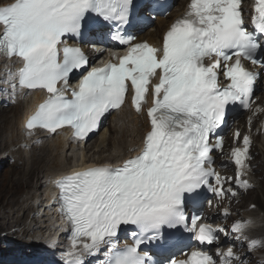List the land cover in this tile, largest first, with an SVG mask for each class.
I'll use <instances>...</instances> for the list:
<instances>
[{"label": "snow or ice", "instance_id": "obj_1", "mask_svg": "<svg viewBox=\"0 0 264 264\" xmlns=\"http://www.w3.org/2000/svg\"><path fill=\"white\" fill-rule=\"evenodd\" d=\"M245 2L190 0L159 47L126 34L134 0H14L0 6V57L21 64L8 74L11 88L47 93L25 124L28 135L70 128L75 140L84 141L128 97L150 126L142 150L123 166H93L55 181L71 239L63 264H86L87 257L97 258L95 264H153L142 245L161 241L166 228H182L202 246L218 242L221 233L229 235L200 223L202 212L189 217L187 208H199L205 192L218 202L238 195L225 187L230 178L216 170L214 157L224 147L220 132L227 117L237 107L251 109L256 82L264 75V0H254L250 21ZM93 19L109 26L111 41L126 46L103 67L93 64L107 49L97 47L89 56L76 46ZM235 138L240 140L239 132ZM250 144L245 136L243 147L231 152L239 188L250 187L239 179L247 170ZM245 227L237 222L231 232L246 238ZM121 233L130 234L131 243L121 246ZM259 243L251 240L249 251ZM217 255L193 246L183 252L186 258L166 264L240 261L231 247Z\"/></svg>", "mask_w": 264, "mask_h": 264}, {"label": "bare ground", "instance_id": "obj_2", "mask_svg": "<svg viewBox=\"0 0 264 264\" xmlns=\"http://www.w3.org/2000/svg\"><path fill=\"white\" fill-rule=\"evenodd\" d=\"M186 2L187 0H182L181 5L184 6ZM165 24H167V18L164 19L159 18L156 21L155 25L153 26L156 29V32L150 33L149 31L145 33L143 36H141L138 39V41L146 39L151 43L156 42L157 38L160 37L159 32L157 30H159ZM157 43H159V41H157ZM20 113H21V108L19 110H15L10 115L0 114V119L4 120V125L2 126L3 135L0 136V151H2L0 155V164L7 162L8 158L10 157L17 158L19 156L17 162L21 161L22 158L21 152L12 150V147L15 148L18 146V141L21 137L20 129H19V122L21 119ZM120 113H121L120 116H115V115L113 116V118H115L116 120V123H118V121H121V123L118 124L120 125V127L117 128L118 126L117 124H115L114 126H110L112 129L105 130V132H103L101 135V140H99L100 144L105 145L109 137L115 138L119 134L123 135L122 140L119 143L116 142V144L112 146V148L115 150V154L106 155L102 158L99 157L97 158V160L95 157L92 160L90 158V160L88 161L86 160L88 156L86 154L85 156L83 155V160L80 162L81 165H84L85 163L91 161L92 162L116 161L123 153H125L123 155L125 156L126 152L134 144H137L141 140L144 133L148 130V125L145 115H143L142 118H139L134 114H132L130 111H122ZM98 147L100 146L97 145L95 149H97ZM66 149H68V144L65 142V140L63 138L56 137L47 144L43 145L42 148H36L32 150V152H30L29 155L30 154L33 155H31L29 159L24 160V164H22L23 167L17 163L16 169L12 167V171H11L12 173H10L8 176H0V190L1 187L3 188L2 191H0V200L4 198L5 195H11L12 197L17 196L18 194H20L21 188H22L21 190H24L25 188L30 187L34 175L38 176L36 179L37 180L36 185L32 187V189L28 190L25 194L18 197V199L15 198L9 199V201L6 204V207L0 208V228H5L6 232L8 233V237H11L13 235H19L21 237H24L23 239L28 238L30 243L29 242L27 243L32 244L29 248L27 247L28 249L33 248L34 246L33 242L36 240V237H38L39 235L38 232L34 231V228L37 225V223H35L34 219L30 217V214L36 211L37 208L38 202H37L36 194L43 186V182L41 180L43 176L40 177L39 173L36 172L41 171L44 165L48 161H51L52 158H54L57 162L58 161L61 162V158H63L64 156L65 159H67ZM259 151L261 153V157H264V143L260 144ZM64 153L65 155L63 156ZM105 153H107V151L99 152V154H101L102 156ZM95 155H97V153H95ZM19 168L21 170H23V168H26V171L24 173H15L16 171H19ZM64 169L65 167L55 170L54 172L48 173L46 175L51 174L52 176H54L56 173L62 172L61 170ZM57 175H55L54 177H56ZM4 180H7L8 183L3 184ZM51 194L52 195L49 197V199L43 198L48 205L52 202L54 191H51ZM251 194H254V192H251ZM45 206L46 204L44 202L41 203L40 205L41 211ZM6 208H9L7 209L8 212ZM260 212H262L261 209L258 212L249 211L246 213L248 214L249 217H251L254 220L253 229L255 228V226L263 224V227L261 229L264 230V217H261ZM58 213L59 210L57 208L56 214ZM252 232L254 231L252 230ZM15 239H16L15 241H12L13 243L12 246L18 244L19 241H22L19 238H15ZM7 243H11V242H7Z\"/></svg>", "mask_w": 264, "mask_h": 264}, {"label": "rangeland", "instance_id": "obj_3", "mask_svg": "<svg viewBox=\"0 0 264 264\" xmlns=\"http://www.w3.org/2000/svg\"><path fill=\"white\" fill-rule=\"evenodd\" d=\"M181 0H178L177 1V3H176V6H177V4H178V2H180ZM13 109H15V108H13ZM11 110V109H10ZM3 110V112L1 113L0 112V114H2V115H4V114H6V115H10L12 112H13V110ZM6 112V113H5ZM20 112V111H19ZM4 125V120L2 119H0V136H2L3 135V131H2V126ZM122 136L123 135H121V134H119V135H117L115 138L114 137H109V139H108V141L105 143V145L103 144H100V141H99V146L100 147H98L97 149H102V150H100V151H107V153L106 154H104L103 156L101 155V154H98L97 156H96V158H102V157H104V156H106V155H108L112 150H111V147L113 146V145H115L116 144V142L117 143H119L121 140H122ZM116 140V141H115ZM114 144H113V143ZM98 143V138H95V139H93V141H91V143H90V145H92V144H97ZM87 147H89V146H87ZM108 148H109V150H110V152H108L109 150H108ZM0 153H2V151H0ZM1 155V154H0ZM65 155V153L63 154V156ZM91 155H94V151H91L90 153H89V156H91ZM262 158V161H257V163H258V165H259V169L260 170H264V166H262V167H260V164H262V163H264L263 161H264V157H261ZM66 160H68V159H65V156L63 157V158H61V162H57L54 158H52V160L51 161H48L45 165H44V167H43V169L41 170V171H37L36 173H39V175H41V176H43L45 173H51V172H54V170H57V169H61V168H64V167H66L67 166V162H66ZM9 161V160H8ZM22 163H23V160H22ZM15 164V165H14ZM14 164H9L8 162H5V163H3V164H0V176H8L10 173H12L11 171H12V167H14V169H16V167H17V164L16 163H14ZM61 164V165H60ZM22 165V164H21ZM20 165V166H21ZM28 168V167H27ZM26 171V168H23V170H21L20 168H19V171H16L15 173H24ZM37 177L38 176H35L34 175V177H33V180L31 181V184H30V187H28V188H25L24 190H21L20 189V194H18L17 196H15V197H12L11 195H5V197L4 198H2L1 200H0V208L1 207H6V204H7V202L9 201V199H11V198H15V199H18V197H20L21 195H23V194H25L28 190H30V189H32V187H34L35 185H36V182H37ZM260 179H261V181H260V184H259V186H258V188L256 189V190H254L253 192H254V194H249L246 198H245V200H244V208L245 209H247V207H249V205H251L250 203H255V205L257 206V209H259L258 211H260V209H261V211L264 213V181H263V178H264V173L262 174V173H260ZM263 181V182H262ZM5 183H8L7 182V180H4V182H3V184H5ZM2 187H1V190L0 191H2ZM22 191V192H21ZM247 199V200H246ZM246 206V207H245ZM7 209H9V208H6V210ZM257 211V212H258ZM7 212H8V210H7ZM261 213V212H260ZM4 234H6V235H4ZM259 235L261 236V237H263L264 238V231L263 232H261V233H259ZM19 238V239H21L22 241H23V238L24 237H21V236H19V235H13V236H11V237H8V233L6 232V230H5V228H0V251H2L3 250V248L5 247V243H7V242H12V241H15L16 239L15 238ZM9 238V239H8ZM28 239V238H27ZM4 242V243H3ZM15 243V242H14ZM13 245V243H11V246Z\"/></svg>", "mask_w": 264, "mask_h": 264}]
</instances>
